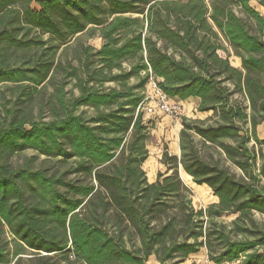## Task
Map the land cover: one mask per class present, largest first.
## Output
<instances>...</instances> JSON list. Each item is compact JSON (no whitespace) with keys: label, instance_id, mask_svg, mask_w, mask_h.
<instances>
[{"label":"trees","instance_id":"obj_1","mask_svg":"<svg viewBox=\"0 0 264 264\" xmlns=\"http://www.w3.org/2000/svg\"><path fill=\"white\" fill-rule=\"evenodd\" d=\"M255 1L264 12V0ZM250 2L0 0V88L27 83L29 101L61 70L78 92L66 99L58 88L48 122L5 110L0 264H148L151 257L183 264L202 249L211 264H264V224L254 218L264 217L263 163L257 172L264 140L256 132L264 124V13ZM83 34L97 36L100 48L82 46L78 66H62L59 49ZM219 35L240 68L218 55ZM29 48L37 52L25 67L8 64L10 49ZM150 78L171 102L198 99L196 112L212 121L181 119L179 157L165 150V173L152 183L142 165L154 121L138 110ZM80 108L92 115L74 114ZM209 148L241 175L204 159L200 151ZM26 150L60 160L14 168L12 157ZM180 169L217 203L195 210ZM223 216L233 217L229 225Z\"/></svg>","mask_w":264,"mask_h":264},{"label":"rangeland","instance_id":"obj_2","mask_svg":"<svg viewBox=\"0 0 264 264\" xmlns=\"http://www.w3.org/2000/svg\"><path fill=\"white\" fill-rule=\"evenodd\" d=\"M251 6L258 10L260 13H264L263 10L257 5L255 0H251ZM249 29L253 31V23H248ZM216 31V30H215ZM38 35L37 32H31L30 36L32 38ZM42 39L48 42L47 46L50 45V40L48 36H41ZM214 41V39L212 40ZM219 43L221 46V50L217 53L221 58H227L230 64L233 67L240 68V61L235 56L232 48L221 38L219 35ZM68 47L64 49L65 46H62L56 56V60L60 61L62 66H66L69 63L71 66H78V62L80 59V52L82 46H90L94 49H98L101 46V40L97 37H90L88 34L80 35L72 39L68 44ZM37 50L33 48L29 49H10L8 54L10 55V60L8 64L15 68L25 67L28 57L34 56ZM170 53V51L168 52ZM124 69L127 70L129 65L126 63L123 65ZM64 73L59 70L58 73L54 77V81L52 84L48 85L44 91H36L32 93V99L27 101V94L32 92V87L25 83L24 87L21 89L20 86L15 84H5L0 88V123L2 125H7L10 119L9 115L5 114V110H14L20 112L22 114H27V118L31 121H40V122H48L53 119V111H52V103L54 101V94L56 90L60 87L63 88L64 93H66L65 98L70 99L71 95H78L77 90L74 88V81L70 79H63ZM130 84L135 83V79L130 80ZM229 88L230 85L227 84ZM114 84H106L104 88H113ZM39 89V88H38ZM150 92V84L147 83L144 89V94ZM233 100H238L243 104V106L247 107V102L243 101L239 96H234ZM191 102L188 105L183 103H177L180 107L179 115L176 117H170L163 114H154V115H145V120H153L154 123L152 126L149 125V137L146 142V146L148 149V159L142 165V169L145 172L147 181L149 183L154 182L156 174L158 172L165 173V168L160 164V159L162 153L166 150L169 154L174 149L176 138L179 139V132L181 130V119L185 118L190 121H196L200 123H212L211 121V113H198L196 109L193 107L191 109ZM5 107V109H4ZM76 115H82L84 117H89L92 115L91 110L86 108H80L74 112ZM163 119H165L163 121ZM257 137L259 140H264V124H261L257 127ZM250 148H255L253 143L249 144ZM201 156L204 159L209 160L210 158H214L217 160L220 165L226 167L232 174L237 177L240 176V171L227 162L223 156L216 154L213 149H202L200 151ZM46 160H60V159H46L43 156L38 155L36 152L32 150H26L21 153L14 155L10 161L11 165L14 168H24L27 167L30 170H37L43 167H52L51 162H47ZM262 161L260 158H257V172L261 166ZM58 166V164H57ZM181 170V169H180ZM180 170L178 172L179 177L183 184L191 191L192 194V206L195 210L198 209H206L208 206L217 203V199L213 197L211 191L205 186H196L192 181L187 182L183 180L180 176ZM191 179V178H190ZM261 186H264V181L262 180ZM254 218L260 224H264V217L260 215H255ZM233 220L231 216H223L219 222H223L226 225ZM196 258L194 261L185 262L184 264H207L204 258ZM148 264H153L151 261Z\"/></svg>","mask_w":264,"mask_h":264},{"label":"built area","instance_id":"obj_3","mask_svg":"<svg viewBox=\"0 0 264 264\" xmlns=\"http://www.w3.org/2000/svg\"><path fill=\"white\" fill-rule=\"evenodd\" d=\"M144 73H142L143 75ZM150 92L144 94V99L138 110L141 109L147 115H154L156 113L176 117L179 115L180 107L176 102H171L167 97L157 88L152 78L149 79Z\"/></svg>","mask_w":264,"mask_h":264},{"label":"crops","instance_id":"obj_4","mask_svg":"<svg viewBox=\"0 0 264 264\" xmlns=\"http://www.w3.org/2000/svg\"><path fill=\"white\" fill-rule=\"evenodd\" d=\"M31 8L32 9H34V10H37L38 9V7H37V5L35 4V3H32L31 4ZM258 11V10H257ZM259 12V11H258ZM189 102H191L190 103V105H191V109L194 107L195 109L197 108V106H198V104H199V100L198 99H196V98H190V99H187L186 101H178V102H176V103H183V104H186V105H188V103ZM165 119H163V121H164ZM179 153H180V151H179V146H178V137L176 138V141H175V145H174V149H173V151H171L170 153H169V155H172V156H177V157H179ZM217 201V200H216ZM199 256H201L200 258H204V260L206 261V263L207 264H211V263H209L208 261H207V256H206V251L204 250V249H202L198 254H196V255H193V256H190L186 261L188 262L189 261V263H191L190 261H194L196 258H199ZM152 262L153 264H158L157 262H156V260H155V258L154 257H151L150 259H149V261H148V263L149 262ZM185 261V262H186ZM184 262V263H185ZM183 263V264H184ZM231 264H239V262H235V263H231Z\"/></svg>","mask_w":264,"mask_h":264},{"label":"bare ground","instance_id":"obj_5","mask_svg":"<svg viewBox=\"0 0 264 264\" xmlns=\"http://www.w3.org/2000/svg\"><path fill=\"white\" fill-rule=\"evenodd\" d=\"M180 176L183 180L187 181V182H190L191 179L189 176H187L182 170L180 171Z\"/></svg>","mask_w":264,"mask_h":264}]
</instances>
